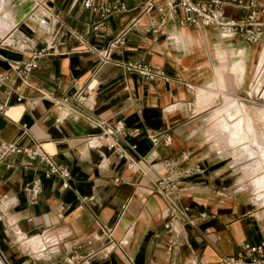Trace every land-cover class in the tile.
Here are the masks:
<instances>
[{
  "label": "crops",
  "instance_id": "0c3cea01",
  "mask_svg": "<svg viewBox=\"0 0 264 264\" xmlns=\"http://www.w3.org/2000/svg\"><path fill=\"white\" fill-rule=\"evenodd\" d=\"M37 1L0 0V142L39 143L70 175L42 177L37 198L30 200L24 187L44 164L35 169L25 155L5 156L0 254L7 264H65L73 250L85 254L91 246L96 251L89 264L127 258L133 264H217L244 241L264 240L263 164L255 168L259 151L246 144L255 152L240 153L244 145L232 153L252 172L249 190L237 187L245 174L216 142L198 136L205 114L211 112L212 119L217 108L238 99L233 95L253 76L261 82L264 35L249 42L240 32L224 36L211 25L181 23L180 9L157 25L155 5L164 0H152L151 9L145 8L147 0H120L128 9L103 20L84 0ZM227 12L242 10L229 6ZM124 28V43L103 61L100 52ZM39 48L44 51L24 82L11 64ZM128 59L159 66L164 74L143 78L124 67ZM218 97L225 104L211 110ZM87 116L123 120L122 145L135 142L133 154L146 155L155 172L179 180L193 222L179 218L166 226L169 213L155 188V173L128 168ZM162 131L172 134L171 143L152 145L149 136ZM217 142L226 151L234 146ZM202 210L207 217L199 216ZM100 224L111 227L118 246L107 245Z\"/></svg>",
  "mask_w": 264,
  "mask_h": 264
},
{
  "label": "built area",
  "instance_id": "2783aa9c",
  "mask_svg": "<svg viewBox=\"0 0 264 264\" xmlns=\"http://www.w3.org/2000/svg\"><path fill=\"white\" fill-rule=\"evenodd\" d=\"M83 3L85 7L93 11H98L101 20L105 19L111 13L128 9L127 4L120 0L112 4L97 3L95 0H84ZM41 4H43L42 0H38L35 5ZM154 5L152 0H147L145 8L151 9ZM229 6L242 10V13L229 14L227 12V7ZM155 7L160 13L157 25L165 24L167 20L172 18L177 10L180 9L182 11V16L179 22L181 23L211 25L216 27L224 36H231L236 32H240L249 42H256L264 35V3L259 2V0H164L156 4ZM55 16H58L57 13ZM157 29L158 26L153 27L154 31ZM127 30L128 29L124 28L118 32L109 42L108 48L100 52L102 53L103 61L109 58L112 48L124 43ZM20 47L23 48L24 46ZM43 51V48L33 49L31 56L27 60L11 64L22 81L27 82L30 73L38 64V57ZM123 65L127 70H134L137 74L146 79H154L164 74L163 68L153 66L143 60L128 59L123 62ZM47 95L53 99L57 98L51 92ZM59 98L65 100L66 96H61ZM87 120L92 126L99 128L100 135L107 138V147L117 150L118 156L124 158L125 165L128 168L139 170L142 173H155L153 179L155 188L164 198L169 213V218L165 223L166 226H171L173 220L179 218H184L188 222H193V218L189 213V205L183 203L181 200L179 180L169 174H161L158 171L155 172L146 155L136 156L133 154L132 151H135L137 147L135 142L128 143V148L122 145V139L126 133L123 120L118 119L112 122L95 116H87ZM149 138L152 145H156L160 142L168 145L172 141V134L167 131H162L151 134ZM39 145L40 144L37 143L32 146H22L15 142H0V169L5 162V156L12 153L25 155L28 160L34 163V165H30L35 169H38L39 164H44L40 169L41 174L36 175L32 182L24 187L29 194L30 200H35L37 198L41 190L42 177L57 175L63 179H67L70 175V170L66 164L55 161L52 155L42 151ZM199 216L207 217L208 213L202 210L199 212ZM99 226L101 230L100 234L106 238L107 245L118 246L119 243L112 237L111 227L106 224H100ZM90 243L91 241L89 240L88 244ZM95 251L96 249L92 246L89 247V250L85 254L73 250V252L66 255L63 260L65 264H89L90 258ZM0 257L4 259L1 254ZM118 264H133V262L130 258H127L120 261ZM217 264H264V240L254 243L244 241L234 254L222 256Z\"/></svg>",
  "mask_w": 264,
  "mask_h": 264
},
{
  "label": "rangeland",
  "instance_id": "374dc122",
  "mask_svg": "<svg viewBox=\"0 0 264 264\" xmlns=\"http://www.w3.org/2000/svg\"><path fill=\"white\" fill-rule=\"evenodd\" d=\"M263 53L264 48L260 54ZM242 56L243 54H240L239 52L238 61ZM223 59L225 58L223 57ZM235 65L236 64L233 65L232 71L234 74L239 75V71ZM260 81L261 82L259 83V79L256 76H253L250 80L243 83L241 91H238L233 95L239 100L232 99L225 104V100L222 101V98L218 97L211 104V110L215 105V108L223 106L224 104L225 106L217 108L212 119L211 112L205 114L206 117L203 121V126L198 131V136L201 137V140H214L219 152L229 156V159L232 160L231 164H234V167L241 169L242 172H244L245 176L240 178L239 181L241 182L237 184V187L244 185L247 186L249 190H253V186L250 183L252 172L250 170H245L242 166L243 162L234 159L232 153H234L235 150H240L244 145L245 146L240 153L246 154L249 152H255L250 146L246 145L250 144L259 151V156L257 157L259 162L255 168L261 164H263L264 168V73ZM218 127L219 129L214 131ZM207 137L210 139H207ZM217 141H233L232 144L234 146L229 147V150L226 151L224 147L218 145ZM250 196L251 200H255L254 191L250 193ZM3 260L7 264L5 259Z\"/></svg>",
  "mask_w": 264,
  "mask_h": 264
},
{
  "label": "water",
  "instance_id": "95a60500",
  "mask_svg": "<svg viewBox=\"0 0 264 264\" xmlns=\"http://www.w3.org/2000/svg\"><path fill=\"white\" fill-rule=\"evenodd\" d=\"M2 260H3V259L0 257V264H3ZM3 261H4V260H3ZM5 264H6V263H5Z\"/></svg>",
  "mask_w": 264,
  "mask_h": 264
},
{
  "label": "bare ground",
  "instance_id": "6f19581e",
  "mask_svg": "<svg viewBox=\"0 0 264 264\" xmlns=\"http://www.w3.org/2000/svg\"><path fill=\"white\" fill-rule=\"evenodd\" d=\"M3 264H5V262L2 260Z\"/></svg>",
  "mask_w": 264,
  "mask_h": 264
}]
</instances>
